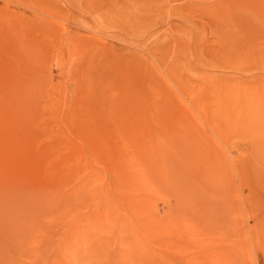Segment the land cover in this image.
Masks as SVG:
<instances>
[{
    "label": "rangeland",
    "instance_id": "1",
    "mask_svg": "<svg viewBox=\"0 0 264 264\" xmlns=\"http://www.w3.org/2000/svg\"><path fill=\"white\" fill-rule=\"evenodd\" d=\"M0 264H264V0H0Z\"/></svg>",
    "mask_w": 264,
    "mask_h": 264
},
{
    "label": "bare ground",
    "instance_id": "2",
    "mask_svg": "<svg viewBox=\"0 0 264 264\" xmlns=\"http://www.w3.org/2000/svg\"><path fill=\"white\" fill-rule=\"evenodd\" d=\"M135 117H136V116H135ZM146 120H147V119H146ZM140 125L144 126L143 124L140 123L139 125H137V128H138V126L140 127ZM129 126H130V125H129ZM135 127H136V125H135ZM164 159H166V158L164 157ZM178 166H179V164H178ZM172 171H173V170H172ZM174 172H175V171H174ZM163 174H165V173H163ZM166 175L168 176V174H166ZM170 178H171V177H170ZM171 179H172V178H171ZM171 179H170V180H171ZM165 180H166V179H165ZM165 180H164V181H165ZM172 180H173V179H172ZM167 181H169V180H167ZM167 181H166V182H167ZM166 182H165V183H166ZM165 183H164V184H165ZM167 183H168V182H167ZM176 235H177V234L175 233V236H176ZM181 238H182V237H181Z\"/></svg>",
    "mask_w": 264,
    "mask_h": 264
}]
</instances>
